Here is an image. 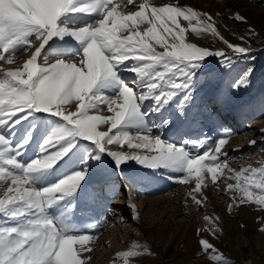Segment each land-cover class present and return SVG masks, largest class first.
<instances>
[{"label": "snow or ice", "instance_id": "1", "mask_svg": "<svg viewBox=\"0 0 264 264\" xmlns=\"http://www.w3.org/2000/svg\"><path fill=\"white\" fill-rule=\"evenodd\" d=\"M133 3L134 0H0V61L12 64L15 56L31 53L22 68L0 66V127H14L33 112L50 113L65 122L43 141L41 154L27 165L21 164L15 155H5L12 149L9 140L0 134V187L11 181L0 193V215L20 221L14 227H0V264H87L81 256L92 251L84 245L94 237L72 234L45 215L49 206L76 193L86 179L87 167L44 189L32 185L33 174L54 167L78 141L90 142L91 158L98 160L101 153H107L117 167L134 160L153 169L182 171L187 174L184 180L195 173L194 192L201 188L206 159L210 161L206 167L213 182L218 169L228 168L227 163L219 160L226 138H221L214 149L190 157L184 147L163 141L153 135L151 128H143L135 135L126 129L142 125L139 105L146 99L167 104L185 90L181 104L189 101L193 69L206 57L214 55L228 63L234 56L248 55L250 46L235 45L224 39L211 13L178 3L156 6L151 0H142L137 10H132L129 5ZM69 13L95 15L96 19L83 26L61 22ZM181 17L188 22L192 33L218 36L231 51H213L186 42L188 29L180 26ZM229 19L248 22L240 12ZM249 31L255 34L253 29ZM65 36L81 43L82 54L67 60L57 57L54 61L42 56L49 41ZM156 46L163 51H157ZM121 66L135 73L133 86L120 80ZM137 83L142 91L136 90ZM113 88L118 89L115 96L103 91ZM104 111L114 115L98 114ZM101 124L109 125L108 130H98ZM28 142L25 139L19 147ZM127 149L143 150L146 154ZM228 172L231 175L225 179L235 183H228L227 190L242 194L233 196L234 200L238 198L240 204L252 200L254 186L261 193L255 203L264 206V166L243 167L236 172L228 168ZM194 192L188 194L189 198L202 206V199H197ZM203 219L206 226L198 229V233L207 231L215 236L220 231L215 223L219 218L206 215ZM78 244L80 248L76 247ZM199 244L202 254L210 261L230 264L209 240L201 237ZM145 253L151 254L146 245L134 243L117 257L123 259V264H140L139 258Z\"/></svg>", "mask_w": 264, "mask_h": 264}, {"label": "rangeland", "instance_id": "2", "mask_svg": "<svg viewBox=\"0 0 264 264\" xmlns=\"http://www.w3.org/2000/svg\"><path fill=\"white\" fill-rule=\"evenodd\" d=\"M261 1L260 7L264 10V0ZM223 16H227L233 34L251 45L248 55L234 56L228 63L218 57L205 59L193 69L189 81V101L181 104L185 90L167 104H156L154 99L149 98L142 107L139 105L142 125H133L126 130L135 135L143 128H151L153 135L163 141L184 147L190 157L214 149L221 138H226L219 160L233 170L244 160L257 165L261 162L259 155H264V36L249 31V20L240 23L229 19L228 15ZM66 18L65 21L71 24L81 22L78 13H70ZM189 35V41L198 46L230 52L211 33ZM60 41L62 43H55L44 57L53 61L57 57L67 60L82 54L81 43L73 37L65 36ZM156 50L163 51L159 46ZM24 54L28 53L15 56L14 61ZM0 62L3 67L14 64ZM118 75L129 86H133L132 82L136 80L135 73L126 71L125 66L119 68ZM135 87L143 90L139 83ZM103 91L106 95L115 96L118 89ZM98 114L114 115L107 111ZM202 114L207 117V122L216 127V133L208 130ZM64 123L53 114L33 112L14 127H0V134L9 140L12 149L5 155H15L21 164H29L41 154L43 141ZM108 127L101 124L98 130L107 131ZM25 139L29 140L28 144L19 147ZM198 144L203 147H197ZM127 150L146 154L143 150ZM92 151L90 142L78 141L54 167L32 176V185L39 190L87 167L86 179L76 193L52 204L45 212L47 218L63 225L72 234L94 237L84 245L90 246L92 251L81 256L87 264H123V259L117 254L130 250L134 243L146 245L151 253L140 257V264H215L202 254L201 237L214 244L230 264H247L250 257L258 264H264V231L260 230L264 228V206L255 203L256 196L261 193L252 186V200L240 204L237 198L232 203L224 190L225 177L231 175L227 172L228 168L223 171L218 169L217 179L213 182L206 167L210 161L206 159L201 173V188L194 192L197 183L195 173L184 180L187 174L182 171L164 167L153 169L134 160L117 167L107 153H101L98 160L91 158ZM238 167L233 172L240 171ZM230 182L235 183L234 180ZM10 183L9 180L4 187H0V193ZM143 191H155L153 193L156 194L150 196ZM184 191H188L185 197ZM190 192H194L197 199H202V206H197L189 198ZM154 200L163 203L157 207L148 203ZM229 205H232L231 209ZM95 206L101 207L102 215L94 223L111 217L113 221L104 226L92 223L91 218L96 216ZM206 215L219 218L215 223L220 231L215 236L207 231L198 233V229L206 226L203 219ZM19 223L0 215V227H14ZM95 242H99L100 246H94ZM76 247L81 246L78 244ZM89 256L91 258L87 259Z\"/></svg>", "mask_w": 264, "mask_h": 264}, {"label": "bare ground", "instance_id": "3", "mask_svg": "<svg viewBox=\"0 0 264 264\" xmlns=\"http://www.w3.org/2000/svg\"><path fill=\"white\" fill-rule=\"evenodd\" d=\"M140 2H142V0H134V3L132 5H129V8L132 10H137L136 6ZM151 2L154 3L156 6H162L165 3H172V4L178 3L182 7L190 6L193 8V10L201 12V13H211L213 15V17L216 18V20H217L216 27L224 39H227L229 42L234 43L235 45L250 46V51H251V45L247 41H245L244 39L238 38L237 36H235L233 34V31L231 29V25L228 23V20L226 18L227 16L225 17V16H223V14L228 15V17H230L231 15H233V13L235 14L236 12H240L242 15L246 16L247 19L249 20L250 25H251V29H253L256 32L261 33L264 36V13H263L264 10L260 7V5H261L260 2H262L261 0H151ZM69 14H66L64 17H62L61 22H65V19H67L66 17ZM78 15H79V20H81V22L85 21L84 23L80 22V24L75 22L78 24V26H81V25L83 26L85 24L92 23L96 19L95 15H88L85 13H78ZM178 22H179L181 27L188 29V31L185 33V39H186V42L191 43L189 41V36H190L189 33H192V31L189 28L188 23H184L183 20L181 22L180 18H178ZM68 23H69V25H72L71 22H68ZM77 24H75V25L77 26ZM195 24H196V21L193 25H195ZM215 37L218 39V41L221 43V45L226 49V51H231L230 49H227V46L223 43V41L220 39V37H218V36H215ZM60 42L62 43V41H60L59 37H54L46 45L45 49L42 52V56H46L49 49L55 43L61 44ZM60 47H61V45H60ZM30 54L31 53L24 54L21 59H18L16 61H14V59H13L14 64L12 63L13 65H11V67L6 66L5 68H11V69L22 68L23 63L29 58ZM214 57H216V56L211 55V56L206 57L205 59H211ZM3 65L4 64L0 62V66H3ZM136 89H137V91H139L138 90L139 88H136ZM140 91H141V89H140ZM148 100L149 99L144 100L141 103L140 107H142V105L145 104L144 102L145 101L147 102ZM202 117H203L202 119H204L205 122L207 123L208 130H210L211 133H213V132L216 133V127L214 125L210 124L209 121L207 122V117H205L204 114H202ZM214 137H216V136H214ZM259 156L261 158V162L257 165L250 164L249 161L244 160V161H242V164H239V167L236 165L235 166L238 168L249 167V166H251V167L264 166V155H259ZM235 168L233 169V171H235ZM228 183H231V182H230V180L226 179L224 181V186H225L224 190H225L226 194L229 195V197L231 198V201L233 203L236 201L233 199V196H237V193H234L231 190H227L226 185ZM143 192H145L146 194H148L150 196H154L156 194V193H153L155 191H153V192L152 191H143ZM184 192L185 193L183 194V197L186 196L188 191H184ZM148 195H145V196H148ZM148 203L150 205H154L155 207H157L158 205H161V203H163V202L154 200V201H149ZM94 209L96 210V216L91 218L92 223L97 222L98 218H100L102 215L101 207L95 206ZM105 220L106 221H101V222H98L97 224L99 226H104V224H109V222L113 221L112 217L110 219H105ZM94 224H96V223H94ZM91 244H93V243H91ZM94 246H100V243L95 242ZM247 264H258V263L254 258L250 257L247 259Z\"/></svg>", "mask_w": 264, "mask_h": 264}]
</instances>
